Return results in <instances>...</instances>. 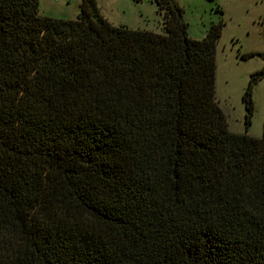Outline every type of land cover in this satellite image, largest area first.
I'll return each mask as SVG.
<instances>
[{"label": "trees", "instance_id": "obj_1", "mask_svg": "<svg viewBox=\"0 0 264 264\" xmlns=\"http://www.w3.org/2000/svg\"><path fill=\"white\" fill-rule=\"evenodd\" d=\"M39 1L0 0V264H264V130L216 101L222 22L194 40L176 0H153L162 33Z\"/></svg>", "mask_w": 264, "mask_h": 264}, {"label": "rangeland", "instance_id": "obj_2", "mask_svg": "<svg viewBox=\"0 0 264 264\" xmlns=\"http://www.w3.org/2000/svg\"><path fill=\"white\" fill-rule=\"evenodd\" d=\"M183 11L187 34L201 40L212 24L222 22L215 52V98L229 130L260 138L264 130V77L253 87L254 115L245 127L242 97L251 76L264 67V0H176ZM82 0H40L39 12L75 20ZM111 25L162 33L161 17L153 0H96Z\"/></svg>", "mask_w": 264, "mask_h": 264}]
</instances>
